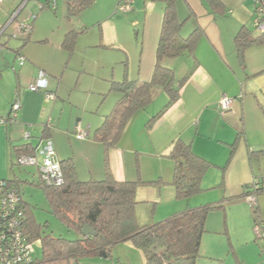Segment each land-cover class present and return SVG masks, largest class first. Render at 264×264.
Returning <instances> with one entry per match:
<instances>
[{
	"label": "crops",
	"instance_id": "0c3cea01",
	"mask_svg": "<svg viewBox=\"0 0 264 264\" xmlns=\"http://www.w3.org/2000/svg\"><path fill=\"white\" fill-rule=\"evenodd\" d=\"M68 1L6 0V5L0 7V28L22 4L23 10L29 8L15 21L16 25L34 15L40 4L41 10L51 3L53 7L61 5L62 16L58 26L51 24V29L40 19L42 12L36 19L30 18L31 32L22 45L0 41V180L18 176L17 165L13 166L14 145H38L41 139L50 138L61 160H73L81 180L103 179L107 165L116 180L141 178L144 182L137 189L135 212L142 224L164 219L187 207L239 197L245 186L264 180V43L247 47L243 58L235 43L243 28L260 34L255 28V0L176 1L179 19L183 21L181 35L186 37L197 29L200 34L193 55L166 63L175 68L177 80L187 74L189 77L178 100L170 105L168 94L157 90L147 107L130 118L114 146L92 138L121 96L111 89V81L151 79L165 3L94 0L80 13L69 16ZM128 3V10L120 9ZM87 25L100 29L97 40H85L88 49L97 48L86 56L92 57L90 68H84L85 61L79 65L72 61L82 39L75 41L72 51L64 47L67 33ZM11 36L19 38L15 32ZM19 54L26 57L23 65L19 64ZM13 61H18L20 67L15 68ZM78 66L85 71L79 70L75 83L73 75ZM41 70L47 73V89L31 91L29 86ZM85 73L90 77H84ZM46 91L54 93L55 98L48 97ZM223 95L234 99L225 114L219 109ZM17 97L21 108L17 121L11 122V106ZM26 131L31 133L29 139L24 137ZM79 131L87 132V136L78 138ZM177 139L191 143L195 153L210 162L202 180L204 191L184 199L176 196L172 183L175 162L168 156ZM211 169L218 172L215 180L210 177ZM226 181L236 185L237 191L228 193L217 186ZM213 187L219 188L221 198L212 193ZM256 209L260 221H264V191L258 196ZM215 212L217 215L208 216V231L202 238V264L207 262L203 260L219 262L228 254L220 236L222 217L218 209ZM81 264H147V259L143 250L125 241L114 246L111 258L85 257Z\"/></svg>",
	"mask_w": 264,
	"mask_h": 264
},
{
	"label": "trees",
	"instance_id": "16d2710c",
	"mask_svg": "<svg viewBox=\"0 0 264 264\" xmlns=\"http://www.w3.org/2000/svg\"><path fill=\"white\" fill-rule=\"evenodd\" d=\"M160 1L165 3V12L152 77L148 81L129 78L111 81V89L118 91L121 96L92 136L106 146H114L119 142L130 118L147 107L157 90L161 89L168 94V105L176 102L180 97L182 86L189 77L187 74L177 80L175 68L166 62L179 56L193 55L200 31L197 29L186 37L182 36L183 21L178 16L177 0ZM93 2L94 0H69L68 15L80 13ZM19 15L20 13L16 18ZM261 17L264 19V11ZM255 28L258 30L256 25ZM253 32L243 28L236 35L235 43L241 58L250 45L264 43V32L259 31V35H254ZM28 37L29 34L23 39ZM75 40L74 33L70 31L65 38L64 47L72 51ZM37 146L31 143L14 145L15 157L23 153H35ZM168 156L175 162L172 183L177 198H189L203 192L202 180L210 162L196 154L191 143L182 139L174 141ZM61 163L65 175V182L62 185L44 183L39 173L37 183L45 191L52 212L68 227L79 232L81 237L72 240L52 235L41 237V226L35 219L32 207L24 200L22 194L27 231L32 239H40L43 248V258L38 260L35 257L31 264H81L83 258L94 256L107 259L112 257L114 246L125 241H131L143 250L147 264H198L202 238L208 231L209 213L211 210L225 209L226 201L209 202L187 207L161 220L142 224L135 212L138 203L137 189L139 184L144 182L141 178L116 180L107 165L103 179L84 181L78 177L71 158L61 160ZM16 165V161H13V166ZM1 180L16 182L20 188V184L24 182L19 175L13 179ZM149 183H161V181ZM253 191H256L258 196L264 191L263 179H257L251 185L245 186L241 196L245 197ZM261 222L264 221H258L256 225ZM86 224L94 230L93 234L83 233Z\"/></svg>",
	"mask_w": 264,
	"mask_h": 264
},
{
	"label": "rangeland",
	"instance_id": "374dc122",
	"mask_svg": "<svg viewBox=\"0 0 264 264\" xmlns=\"http://www.w3.org/2000/svg\"><path fill=\"white\" fill-rule=\"evenodd\" d=\"M5 2L6 0H2L0 2V7L3 5L5 6L6 5ZM28 8L29 7H26L25 10H22L18 18L21 19L25 15V12L28 11ZM33 12L35 19L37 15H39L42 12L43 14L41 15L40 19H42L46 23V25L50 24V29L52 28L51 24H54L55 27L58 26L59 19L62 18L61 5L59 7H53L52 3L45 6V8L42 10L40 4L35 8V11ZM121 14L123 13L121 12ZM80 17L82 18V14ZM17 23L18 22L12 23L10 27L6 29L5 33L0 37L1 42L9 40L10 44L16 42L22 45L23 43L22 40L24 36L19 37L17 39L12 38L11 36L12 33L16 31ZM72 33H74L76 40H78V38L82 39V41L80 40L81 42H78L79 43L78 45L76 44L78 51L76 52L74 59L72 61H74V63L76 61L77 65L82 64V62L85 61V64L83 65L84 68H90L92 64L91 63L92 57L91 56L86 57V56L87 54L90 55L92 53L91 49H93L94 51L97 48L88 49V47L85 46V40L89 39L90 37H93L97 40V37L99 36L100 33L99 27L94 28L93 26L87 25V26H83L82 29L77 28L76 30H72ZM75 41H74V47L76 43ZM98 49L102 51L104 50V48H98ZM13 50H15V48ZM13 63H15V68L20 67L18 61L16 62L13 61ZM76 68L78 70L75 69L77 71L73 75L74 76L73 81L75 83L79 79V77L76 76L79 73V70L80 69L83 70V73L85 71L84 68L80 66ZM70 69L72 70V66L70 67ZM84 77L89 78L90 76L85 73ZM262 136L264 137V132ZM15 168H16V173L19 175L21 180L24 181L20 184L23 198L32 207L35 219L38 222V224H40L41 226V237L45 235H52L55 237H62L71 240L81 237V234L79 232H77L73 228L68 227L56 214H54V212H52V208L46 196L45 191L37 183L38 171L36 167L35 166L22 167L17 165ZM209 173L212 180H215V176H214L215 173L217 178V174H218L217 170L211 169ZM29 181H36V182L31 183ZM217 186H221L220 189H222V191L225 190L228 193L236 192L238 189L236 185L231 184L227 181L225 182L224 185H217ZM212 193L214 194L217 193L216 194L218 196L217 198H221L222 196L221 192H219V188L215 189V187H213ZM228 193L226 194L227 199H229ZM224 200L226 201V199ZM215 211H217V209L211 210L209 216L213 215V213L214 215L215 214L217 215V212ZM218 211L223 221L222 225H220L222 228L221 230L223 235L220 236L223 237L226 247H228V254L225 253L226 255L222 257L223 259H221L219 262H216V260H212V261L203 260V262L207 261L205 264H264V238L260 237L257 232L258 225H256V223L260 221V217H259L260 214L257 211V209L252 207L245 200V197L239 196L227 200L225 204V209H218ZM34 247H35L34 257H36L38 260H41L43 258V248L41 247L40 239H37L35 241ZM198 264H202L201 261H199Z\"/></svg>",
	"mask_w": 264,
	"mask_h": 264
},
{
	"label": "built area",
	"instance_id": "2783aa9c",
	"mask_svg": "<svg viewBox=\"0 0 264 264\" xmlns=\"http://www.w3.org/2000/svg\"><path fill=\"white\" fill-rule=\"evenodd\" d=\"M2 0H0L1 2ZM256 8L254 14L255 25L258 30L264 32V19L261 17L264 11V0H255ZM24 4L21 5L23 8ZM130 4H122L120 9L128 10ZM20 8L17 10V12ZM15 12L11 16L13 20L17 16ZM30 15L27 20H23L16 25L15 37L26 36L30 34L32 26L30 25ZM8 24L2 26L0 35L4 33ZM20 65L26 61L22 54L18 55ZM47 73L43 70L39 72L35 82L30 84L31 91H40L47 89ZM50 98H55V94L46 91ZM233 97L223 95L219 101V109L225 114L232 108ZM21 108V101L17 97L11 106L9 121L15 122L18 119ZM87 134L84 131L77 133L78 138H85ZM24 137H31L30 131L24 133ZM18 166H35L38 170L41 180L49 185H62L65 182V175L60 158L58 157L54 142L50 138L41 139L35 153H23L16 157ZM22 191L18 183L0 180V264H31L34 257L36 240L30 237L25 222V210L22 203ZM245 200L254 208L258 205V194L256 191L245 196ZM260 237L264 238V222L257 227Z\"/></svg>",
	"mask_w": 264,
	"mask_h": 264
},
{
	"label": "water",
	"instance_id": "95a60500",
	"mask_svg": "<svg viewBox=\"0 0 264 264\" xmlns=\"http://www.w3.org/2000/svg\"><path fill=\"white\" fill-rule=\"evenodd\" d=\"M22 10V7H20V10L17 12V15L20 13ZM83 233L88 235V234H93L94 230L90 227V225L86 224L83 228Z\"/></svg>",
	"mask_w": 264,
	"mask_h": 264
},
{
	"label": "clouds",
	"instance_id": "9594fccd",
	"mask_svg": "<svg viewBox=\"0 0 264 264\" xmlns=\"http://www.w3.org/2000/svg\"><path fill=\"white\" fill-rule=\"evenodd\" d=\"M20 7H21V6H20ZM20 7H18V8L15 10V12H17V10H18ZM22 10H23V8H22ZM22 10H21V11H22ZM21 11H20V13H21ZM15 12H14V13H15ZM14 13H13V14H14ZM11 16H12V15H11ZM17 18H18V17H17ZM17 18L15 17L13 20H11V18H10V20L6 23V25L8 24V26H9L12 22L14 23V22L17 20ZM4 26H5V25H4ZM8 26H7V27H8ZM258 31H259V30H258ZM4 32H5V31H4ZM17 57H18V56H17Z\"/></svg>",
	"mask_w": 264,
	"mask_h": 264
}]
</instances>
